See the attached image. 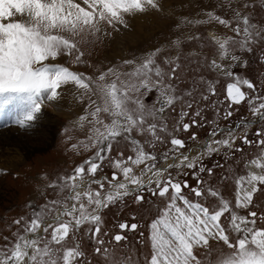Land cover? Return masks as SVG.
Here are the masks:
<instances>
[{
  "label": "snow or ice",
  "instance_id": "obj_1",
  "mask_svg": "<svg viewBox=\"0 0 264 264\" xmlns=\"http://www.w3.org/2000/svg\"><path fill=\"white\" fill-rule=\"evenodd\" d=\"M243 6L249 7L248 4ZM150 9L162 10L158 0H0V112L12 105L10 112L16 113L12 123L27 131L39 119L45 103H58L66 87L72 85L77 90L78 102L87 99L85 112L77 123L81 128L85 122L90 125L86 139L72 147L82 146L86 151L96 149L72 174L48 185L66 193L62 199L35 207L29 204L31 216L14 221L19 227L11 242L0 246V264H91L85 259L86 253L77 237L85 225L89 226L85 234L98 245L94 249L97 255H102L107 264H128L130 258L122 259L115 249L104 247L105 241L100 238L101 210L131 195H135L137 203H142L144 192L166 201L150 225L152 252L147 264H264V226H258V221L264 225V214L248 211L247 215H241L238 211L249 209L256 193L264 186V139L255 141L261 151L248 161L247 173L235 179L233 206L216 189L205 188V181L199 175L206 171L212 174V170L201 163L204 154L219 152L221 147H234L240 137L233 129H214L212 135L222 132L228 135L208 141L196 156L181 152L185 141L175 135L168 141L172 147L159 157L145 150V145L155 148L156 143H164L160 135L167 132L163 114L180 99L172 83L179 69L178 56L164 58L163 63L171 65L169 72L157 61L161 50L155 49L142 60L123 61L122 67L131 66L129 70L110 67L95 79L55 62L62 55L73 57L75 53L73 63H83L80 44L111 35L109 29L126 28L129 17ZM233 12L231 20L209 12L208 20L196 23L215 21L231 29L234 36L212 34L211 39L218 46L220 60L240 63L234 49L239 47L250 52V45L257 42V37L264 39V29L251 23L248 15L235 9ZM233 21H236L235 27ZM175 43L179 47L180 41ZM211 66L233 81L226 85L229 110L224 113V119L233 115L232 105L247 101L253 116L264 121V96L250 97L243 90L255 92L256 85L232 72L231 65L226 67L214 59ZM153 91L156 98L147 105L145 99ZM208 91L216 95L214 85L210 84ZM201 99L208 97L204 95ZM188 115L182 110L176 131L187 132L198 123L196 120L191 124L182 123ZM195 115L201 113L197 111ZM250 124L251 121L244 119L238 127L247 129ZM133 133L150 139L141 143ZM256 135L264 136V130H258ZM191 139H196L194 133ZM120 140L131 146L133 154L125 157L118 151L113 158V147ZM242 143H253L247 131ZM105 161L114 171L110 178L107 175L97 178ZM161 162L162 166H158ZM172 169L176 170L175 176ZM184 169L190 170L196 186L179 179L189 174ZM185 189L196 199H189ZM205 197L213 198L215 205L201 202ZM137 227L135 223L119 224L121 232L135 231ZM125 239L120 233L112 237L116 244ZM213 242H222L228 251H217L212 247ZM196 249L205 250L203 257L196 254Z\"/></svg>",
  "mask_w": 264,
  "mask_h": 264
},
{
  "label": "rangeland",
  "instance_id": "obj_2",
  "mask_svg": "<svg viewBox=\"0 0 264 264\" xmlns=\"http://www.w3.org/2000/svg\"><path fill=\"white\" fill-rule=\"evenodd\" d=\"M244 4H248L249 7L245 8ZM169 8L173 12L169 14H174V17L166 16L173 19L166 18V24H163L162 19H156L153 22L148 20L143 25L142 32L138 34V27L133 23L135 19H138V14L127 19L128 26L126 28L120 27L119 31L109 29L111 35L101 36L100 39L80 44V49L84 53L83 63H73L75 53H73V57L62 55L55 61L69 67L72 71L86 73L95 79L101 72L110 67L115 66L121 71L129 70L131 66L122 67L123 61L142 60L155 49L161 50L157 56V61L166 72H169L171 65L164 64V58L172 59L178 56L179 60L176 63L179 64V69L176 72V79L172 83L177 90L175 94L180 99L176 101L173 108L168 109L163 114V120L167 124V132L160 133V135L163 137L164 143H156L155 148H148L145 145L146 151L154 152L158 157L172 147L168 141L173 135L184 139L189 147V145L194 144V140L191 139L193 133L198 137L196 142L200 143L203 142V137L212 133L214 129L240 125L244 119L250 121L257 118L255 116L250 117L253 114L246 101L244 106L231 107L230 110L233 115L224 119V113L229 110V101L226 100L225 93L226 85L233 81L231 77H227L214 69L211 66L212 60L215 59L226 67L231 65L230 70L232 72L238 74L242 79L247 78L256 83L259 94L257 91L249 90L250 97L264 95V39L257 37V42L250 45L252 49L250 52L236 47L234 54L240 57V63L220 60L218 46L211 39V35L223 37L234 36V33L231 29L225 28L215 21L196 23V21L208 20L207 14L209 12L231 20L235 9L248 15L250 22L257 25L258 29H264V0H172V6ZM149 12L151 11L148 10L140 16H145V14L156 15ZM235 24L236 21H233V27ZM241 28H243L242 23ZM132 32H136V34L131 35ZM177 40L180 41L179 47L175 43ZM245 61L246 66L244 65ZM210 84L215 86L216 95H211L208 91ZM66 89L70 90L66 94L68 99L74 103L75 109L70 111L67 107L61 108L53 102H46L39 119L27 131L12 123V119L16 115L14 112H10L12 105L5 106L0 112V134L9 132L17 134L15 136V138L17 137V144L13 147L7 146V149H4L3 142H0V156L3 157L9 150V153L14 154L13 156L17 157L16 160H19L12 169L0 167V246L10 243L13 239V233L19 227L14 223L15 220L20 217L31 216L32 207H29V204L35 207L53 199H62L66 193H61L48 185L54 181L58 182V178L61 176L72 174L76 166L96 151V149L86 151L82 146L72 147V145H79L80 141L86 139L90 125L85 122L84 127L81 128L77 123L79 116L85 112L87 99L80 103L78 102L77 90L72 85H68ZM243 90L247 92L248 89L244 88ZM204 95L208 97L207 100L201 99ZM155 98L156 93L153 91L147 95L145 103L151 105ZM188 104H191L192 107L188 108ZM182 110L189 113L183 118L182 123L191 124L192 120L198 122L192 126L193 129H189L187 132L175 130L177 122L181 121ZM197 111L201 113L200 116L195 115ZM89 119L91 118L89 117ZM247 128L250 130L248 138L250 137V141L253 143L246 145L242 143V139H237L242 146L239 148H243L245 154L227 158L230 149L224 148L218 153L214 152L207 156L210 158L214 155V158L208 162V158H206L203 165L206 169L211 170L216 166L218 171L212 172L211 175L207 171L199 174L214 189L217 190V187H220L223 197L229 200L233 206L236 196L235 179L245 175L248 170L243 167V170H238V172L235 169L236 172H234L232 168L237 167V165L244 166V162L259 155L261 151L255 147V137H258L254 135L256 132L254 133L250 127ZM244 130V128L238 127V133L235 132V135L240 137ZM259 130H264V123ZM133 135L141 143H144L145 139H150V137L139 136L136 133ZM227 135L228 133H223L219 138L222 139ZM237 140L234 146H236ZM244 145H246V151ZM118 151H122L125 157L133 154L131 146L123 140L114 145L111 156L115 158ZM231 153L236 154V149ZM241 153L239 150L238 154L241 155ZM224 164L225 166L221 168ZM113 171L114 169L109 167L108 162L105 161L102 170L97 173V178L104 175L110 178ZM183 171L189 174L181 175L179 179H186L192 184L194 179L190 170L184 169ZM172 174L175 176L176 170ZM93 187L95 188L97 185H93ZM107 187L105 184V189ZM185 194L188 195L189 199H196L188 189H185ZM143 195L145 200L142 203H137L135 195H131L109 206L102 219L100 238L105 241L104 247L110 250L115 249L117 255L122 259L130 258L128 264H147V259L150 258L152 252L150 225L159 216V210L163 209L166 203L164 199L152 196L150 192H144ZM201 202L213 205L216 203L211 197H205ZM238 211L241 215H247L248 211L264 214V186H261V191L256 193L253 205L249 209ZM226 217L222 219H226ZM122 222H127L129 225L135 223L138 228L135 231L125 230L121 232L119 224ZM258 226L264 225L258 221ZM88 227L85 225L77 234L81 240V248L86 253L85 259L91 261V264H107L102 255H97L94 252L98 245L85 234ZM105 232L107 235H104ZM117 233L126 237L119 244L112 240L113 235ZM4 237H8L9 240L5 241ZM212 247L217 251L221 249L225 252L228 251L222 242L219 244L213 242ZM195 251L201 257L205 253L204 249H196ZM213 257H215V253H213Z\"/></svg>",
  "mask_w": 264,
  "mask_h": 264
},
{
  "label": "flooded vegetation",
  "instance_id": "obj_3",
  "mask_svg": "<svg viewBox=\"0 0 264 264\" xmlns=\"http://www.w3.org/2000/svg\"><path fill=\"white\" fill-rule=\"evenodd\" d=\"M254 83V82H253ZM255 85H256V83H254ZM256 91H257V93L259 94V90H258V86L256 85ZM247 92L248 93H250V91H249V89L247 90ZM225 93H226V90H225ZM261 96V95H260ZM262 96H264V95H262ZM246 103V101L245 102H243L242 104H240V105H232L231 107H236V106H244V104ZM257 103H258V101H257ZM250 117H253V115H251ZM255 118V117H254ZM253 118V119H254ZM247 120H249V119H247ZM251 121V124L248 126V127H250V129L251 130H253L254 131V133L255 132H257L259 129H260V127H261V125L264 123V121H261V120H259L258 118H256L255 120H250ZM242 122V121H241ZM238 126H239V124H236V125H234V126H223V127H220V128H218V130H223V129H227V128H231V129H233L236 133H238ZM258 126H259V129H258ZM190 129H193L192 127L190 128ZM245 131H247V133H248V135H249V133H250V130L247 128V129H245L244 131H243V134L240 136V139H242V137H243V135H244V132ZM212 133H213V131H212ZM212 133H208L207 135H205V137H203V142H200V143H197L196 142V139H198V137H197V135H196V139L194 140V144H191V145H189V147L187 146V144H186V141L184 140V139H182V138H180V139H182V140H184L185 141V148L184 149H181L180 151L181 152H183V153H186V152H188V154L190 155V156H196V155H198L199 153H200V151H201V146H203L205 143H207L208 141H210V140H219V139H221V138H219V136L220 135H222L223 133H227V132H222L221 134H219V135H212ZM235 133V134H236ZM240 133V132H239ZM255 136H257L256 135V133L254 134ZM256 138V141L258 140V139H264V137H255ZM249 140H250V137L248 138ZM237 140V139H236ZM255 142V141H254ZM247 145V144H246ZM246 145H244L245 146V151L247 150L246 149ZM241 145L238 143V140H237V142H236V146H234L232 149H230L229 150V152H228V156H227V158H229V157H233V156H236V157H238V155L239 156H242L243 155V153H244V149L243 148H239ZM242 147V146H241ZM255 147L256 148H258V149H261V147L259 146V145H257L256 143H255ZM224 149V147L222 148V149H220V151H222ZM234 149H236V154H232L231 152H233V150ZM187 150V151H186ZM239 150H240V152H242L241 153V155L240 154H238V152H239ZM219 151V152H220ZM218 153V152H217ZM231 154V155H230ZM245 154V153H244ZM208 156V154H204L203 155V158H202V160H201V163L202 164H204L205 162H206V158H208L207 157ZM256 156H258V155H256ZM256 156H254V157H256ZM254 157H251V158H249V160L248 161H250L251 159H253ZM214 158V155H212L210 158H208V160H207V162L208 161H211V159H213ZM248 161L247 162H244V166H242V165H237V167L235 166V168L233 167L232 168V171L234 170V172H236L235 171V169L238 171V170H243L242 168L243 167H245V168H247L246 167V165H247V163H248ZM168 162H170L171 163V161H168ZM226 165H227V163H226ZM160 166H162V165H160ZM225 166V164L221 167V168H223ZM226 168H228V166H226ZM247 170H248V168H247ZM216 171H218V169H217V167L216 166H214L213 168H212V172H216ZM230 171V170H229ZM255 171V170H254ZM173 172H175V169H172V173ZM227 172H228V170H227ZM226 172V173H227ZM239 172V171H238ZM204 181H205V184H204V187L205 188H207V187H211V185H210V183H207L206 182V180H205V178L204 177H201ZM189 183V182H188ZM190 185H192V186H196V180L194 179V182H192V184L191 183H189ZM212 188H213V186H212ZM217 191H219L221 194H223L222 193V189L220 188V187H217ZM193 195V194H192ZM194 196V195H193ZM213 199V198H212ZM215 201V200H214ZM109 209V207H107V208H104V209H102L101 210V216H102V219H103V215H104V213L106 212V210H108ZM103 225V224H102ZM138 228V227H137ZM115 235V234H114ZM113 235V236H114ZM78 240H79V243L81 242V240H80V238L78 237Z\"/></svg>",
  "mask_w": 264,
  "mask_h": 264
},
{
  "label": "bare ground",
  "instance_id": "obj_4",
  "mask_svg": "<svg viewBox=\"0 0 264 264\" xmlns=\"http://www.w3.org/2000/svg\"><path fill=\"white\" fill-rule=\"evenodd\" d=\"M176 2H178V1H176ZM158 3L160 4V7H161L162 10L157 11V10H151L150 9V11L155 13L156 15H150V14L146 15L145 14V16L144 15L140 16V14H139L138 19H135L133 21L135 26L138 27L137 28L138 29V34H140L139 32H142V27H143L144 24H146V21H148V20H151L150 22H153V21H156V19H162L161 21L163 22V24H166L167 21L165 19L168 18L166 16H169V17L172 16V18L174 17V14H172V15L169 14L170 12L173 13L171 11V9L169 8L170 6H172V0H158ZM151 12H149V13H151ZM168 19H171V18H168ZM171 20H173V19H171ZM135 34H136V32L135 33H133V32L131 33V35H135ZM66 92H70V90L66 89L64 94H63V98L60 99L58 103H55V102H53V103L57 107L58 106H60L61 108H66L67 107V109L71 111V110L75 109L74 103L71 102L68 99V96H67ZM16 135L17 134L15 132H9V133L0 134V142H3V146H5L4 149H7V146L8 147H10V146L13 147L15 144H17L16 143L17 142V137L15 138ZM44 135H45V133H44ZM15 152H16V150H15ZM13 155L14 154H10L9 150H8V152L3 157L0 156V162H1L0 163V167L2 166V167H5V168H9V169L14 168L17 165L19 160L17 161L16 160L17 157H15ZM1 159H2V161H1ZM2 162H4V164H2Z\"/></svg>",
  "mask_w": 264,
  "mask_h": 264
},
{
  "label": "water",
  "instance_id": "obj_5",
  "mask_svg": "<svg viewBox=\"0 0 264 264\" xmlns=\"http://www.w3.org/2000/svg\"><path fill=\"white\" fill-rule=\"evenodd\" d=\"M185 154H188V152H186ZM193 156V155H192ZM169 161H171V160H169Z\"/></svg>",
  "mask_w": 264,
  "mask_h": 264
}]
</instances>
